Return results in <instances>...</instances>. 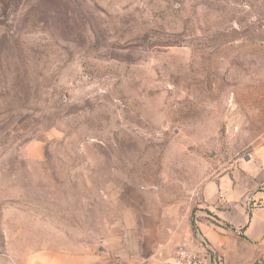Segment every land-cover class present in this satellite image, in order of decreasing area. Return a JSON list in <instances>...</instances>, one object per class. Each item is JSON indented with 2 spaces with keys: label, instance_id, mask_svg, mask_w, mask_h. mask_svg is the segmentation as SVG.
Returning <instances> with one entry per match:
<instances>
[{
  "label": "rangeland",
  "instance_id": "obj_1",
  "mask_svg": "<svg viewBox=\"0 0 264 264\" xmlns=\"http://www.w3.org/2000/svg\"><path fill=\"white\" fill-rule=\"evenodd\" d=\"M262 150L264 0H0V264L116 263Z\"/></svg>",
  "mask_w": 264,
  "mask_h": 264
},
{
  "label": "crops",
  "instance_id": "obj_2",
  "mask_svg": "<svg viewBox=\"0 0 264 264\" xmlns=\"http://www.w3.org/2000/svg\"><path fill=\"white\" fill-rule=\"evenodd\" d=\"M200 193V209L193 227L188 215L179 225V213L174 207H166L164 217L161 213L152 217L147 211V216L140 219L125 218L126 235L131 234L133 225L138 226L133 233L141 235L132 245L126 240L124 249L116 253L117 262L112 264H122L124 260L126 264L167 262L181 241L196 230L224 264H264V150L241 168L206 181ZM170 215L174 216L173 222ZM29 261L38 264L32 255Z\"/></svg>",
  "mask_w": 264,
  "mask_h": 264
},
{
  "label": "built area",
  "instance_id": "obj_3",
  "mask_svg": "<svg viewBox=\"0 0 264 264\" xmlns=\"http://www.w3.org/2000/svg\"><path fill=\"white\" fill-rule=\"evenodd\" d=\"M163 264H224L211 244L196 230L179 244L173 258Z\"/></svg>",
  "mask_w": 264,
  "mask_h": 264
}]
</instances>
